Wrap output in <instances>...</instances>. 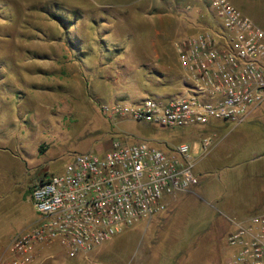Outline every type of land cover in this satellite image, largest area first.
<instances>
[{"label": "rangeland", "instance_id": "obj_1", "mask_svg": "<svg viewBox=\"0 0 264 264\" xmlns=\"http://www.w3.org/2000/svg\"><path fill=\"white\" fill-rule=\"evenodd\" d=\"M107 2L0 0V264L40 217L32 187L62 172L74 153L104 152L115 140L195 144L199 183L87 254L69 257L56 243L35 264H227L235 222L264 206V101L240 122L171 128L109 118L103 102L180 90L174 41L187 30L168 29L176 19L154 15L145 0ZM233 3L264 29V0ZM176 13L186 17L187 8ZM215 26L223 28L217 16Z\"/></svg>", "mask_w": 264, "mask_h": 264}, {"label": "built area", "instance_id": "obj_2", "mask_svg": "<svg viewBox=\"0 0 264 264\" xmlns=\"http://www.w3.org/2000/svg\"><path fill=\"white\" fill-rule=\"evenodd\" d=\"M223 28L208 26L174 41L181 88L130 102H103L109 118L124 117L171 128L212 120L242 121L264 101V29L231 0H210ZM203 148L212 145L203 139ZM197 146L165 148L152 141L115 140L104 152L72 155L64 170L32 189L39 219L18 233L5 264H35L37 253L60 244L69 257L87 254L126 227L162 213L168 199L199 183ZM228 236L227 264H264V206Z\"/></svg>", "mask_w": 264, "mask_h": 264}, {"label": "crops", "instance_id": "obj_3", "mask_svg": "<svg viewBox=\"0 0 264 264\" xmlns=\"http://www.w3.org/2000/svg\"><path fill=\"white\" fill-rule=\"evenodd\" d=\"M103 1H105L106 3L108 0L107 1L103 0ZM109 1L110 2H107L106 4L107 6L117 5L121 7H130V5H134L133 3L137 5L140 3V1L143 0H109ZM121 1H123V3H121ZM145 1H146L145 9L147 10L154 9V15L156 14L158 16H164L169 18L171 16L174 17L173 20L176 19L177 22L174 21L170 22V20H167L168 29H171V27L178 26L181 28H185L187 30V34H189L198 31L201 28L213 26L215 25L216 22V14L213 8L211 7L210 0H156L155 2L153 0H145ZM231 1L234 2V0ZM184 8H187V16L186 17L178 16L179 13H176V11L181 12V10ZM175 23H178L176 24L177 26L175 25ZM158 25L159 27L157 28V31L165 30L164 23ZM169 93L171 92L164 94H169Z\"/></svg>", "mask_w": 264, "mask_h": 264}, {"label": "trees", "instance_id": "obj_4", "mask_svg": "<svg viewBox=\"0 0 264 264\" xmlns=\"http://www.w3.org/2000/svg\"><path fill=\"white\" fill-rule=\"evenodd\" d=\"M52 15L57 19V20H59V22L60 23H62L63 25H64V20H65V16L64 15H61L60 13H55V11H54V13H52ZM77 20V19H76ZM152 74L153 75H157L158 77H161L162 76V74L159 72V71H157V70H155V71H153L152 72ZM174 81H180V77L179 78H176V80H173V82ZM172 81H169L168 83H173ZM42 180V179H41ZM35 186V185H34ZM33 186V187H34ZM33 187H32V189H33Z\"/></svg>", "mask_w": 264, "mask_h": 264}]
</instances>
